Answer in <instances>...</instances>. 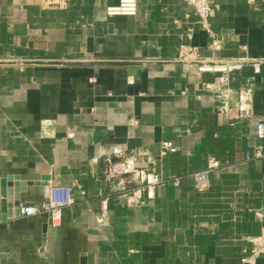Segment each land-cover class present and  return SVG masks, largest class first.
I'll use <instances>...</instances> for the list:
<instances>
[{"label": "crops", "instance_id": "crops-1", "mask_svg": "<svg viewBox=\"0 0 264 264\" xmlns=\"http://www.w3.org/2000/svg\"><path fill=\"white\" fill-rule=\"evenodd\" d=\"M116 3L0 0V264H264V253L241 262L264 228V159L247 158L255 119L235 118L248 88L264 116V62L253 68L264 0H215L209 30L188 0H137L134 16H108ZM180 44L233 66L226 101L204 88L219 72L179 62ZM163 140L178 151L160 156ZM131 152L179 184L127 205L102 180V158ZM210 160L218 167L197 190L192 174ZM52 186L72 191L58 225L19 217Z\"/></svg>", "mask_w": 264, "mask_h": 264}, {"label": "built area", "instance_id": "built-area-1", "mask_svg": "<svg viewBox=\"0 0 264 264\" xmlns=\"http://www.w3.org/2000/svg\"><path fill=\"white\" fill-rule=\"evenodd\" d=\"M215 0H188L189 4L196 12L198 23L201 29L209 30V17L212 11V5ZM137 0H117V3L106 8V14L134 16L137 13ZM214 49L220 47L216 40L212 41ZM177 60L183 63H198L199 71H215L219 72L213 83L205 85V89L213 91L220 95L223 100H227L230 91L228 87V72L233 67L225 63H204L199 60L196 54V47L180 44L177 52ZM264 59L255 61L253 68L255 72L259 71V65ZM236 104L235 118L237 120L255 119V132L259 143L248 154L247 158L264 159V116L257 115L249 105L252 97L251 89H239L235 93ZM136 120H131V124H136ZM178 151V146L171 140H163L159 144V155L163 156L168 153ZM146 156L149 161L151 157L147 153H128L125 155H117L115 157L105 156L102 158L103 173L102 180L108 186L112 185V189L117 195L125 198L127 205H136L143 203L145 200L153 197L154 187L164 183L179 184V177L174 179H165L159 173L150 171L148 168L137 166L140 156ZM218 167L216 160H210L209 167L204 170L197 171L192 174L194 185L197 190H203L208 185L209 172ZM129 179V180H126ZM128 181V183H126ZM105 202V200H103ZM73 204L72 191L66 186H52L46 202L39 204L21 203L18 206V215L21 218L32 217L38 214L47 215L52 225H58L62 218L63 209L71 207ZM262 217V214H258ZM251 249L248 256L241 259L242 263H254L255 260L264 253V228L260 235L250 239Z\"/></svg>", "mask_w": 264, "mask_h": 264}, {"label": "water", "instance_id": "water-1", "mask_svg": "<svg viewBox=\"0 0 264 264\" xmlns=\"http://www.w3.org/2000/svg\"><path fill=\"white\" fill-rule=\"evenodd\" d=\"M0 197L2 198V201H0V209L2 212H5V197H6V193H5V190H4V184H3V181H1V187H0ZM66 209H63L62 211V216L63 214L65 213ZM3 218V216H2Z\"/></svg>", "mask_w": 264, "mask_h": 264}]
</instances>
